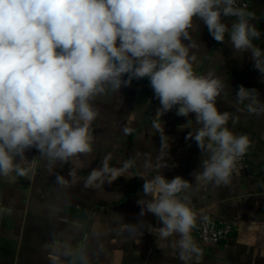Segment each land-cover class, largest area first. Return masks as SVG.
Listing matches in <instances>:
<instances>
[{
  "label": "clouds",
  "instance_id": "obj_1",
  "mask_svg": "<svg viewBox=\"0 0 264 264\" xmlns=\"http://www.w3.org/2000/svg\"><path fill=\"white\" fill-rule=\"evenodd\" d=\"M252 16L237 0H0V176L28 178L36 158L29 161L25 153L32 148L47 159L50 171L57 162L90 154L91 125L99 115L92 101L146 78L160 102L158 117L173 108L180 117L195 114L200 127L186 139L207 158L192 173L194 179L227 185L250 139L234 134L227 127L230 114L218 110L221 78L195 74L189 30L199 20L216 42L224 43L227 34L235 53H250L254 69L264 76V49L253 44L261 32ZM232 17L229 28L224 18ZM245 101L250 114L264 113L258 90L241 84L236 103ZM110 159L105 156L85 177L73 169L67 178L55 174V182L69 187L83 180L85 188H100L135 163L129 159L115 167ZM162 161L163 155L155 164L151 159L143 164L147 199L137 201L139 215L158 218L160 239L178 237L172 247L188 264L200 254L192 238L197 212L182 195L192 184L182 176L167 179ZM56 251L49 253L51 264H59Z\"/></svg>",
  "mask_w": 264,
  "mask_h": 264
},
{
  "label": "crops",
  "instance_id": "obj_2",
  "mask_svg": "<svg viewBox=\"0 0 264 264\" xmlns=\"http://www.w3.org/2000/svg\"><path fill=\"white\" fill-rule=\"evenodd\" d=\"M250 13L251 23L261 32L253 44L264 49V0H253ZM224 19L230 28L234 18ZM194 24L198 27L189 30L194 72H211L223 81L217 107L230 114L227 127L234 134L250 139L248 173H232L227 185L197 182L192 173L200 170L207 154L202 156L196 142L186 139L200 127L195 114L180 117L173 108L158 117L161 106L149 81L133 79L130 86L107 90L92 101L99 115L91 125L90 154L67 164L57 162L50 171L47 159L32 148L25 153L29 161L36 158L28 178L0 176V264H51L48 257L54 248L59 264H184L172 247L178 237L160 239L158 218L139 215L137 201L147 199L140 178L143 164L146 159L155 164L161 155L168 165L161 170L167 179L182 176L192 184L182 195L197 212L192 238L200 254L188 264H264V113L250 114L247 101L236 103L241 84L257 89L264 101V76L254 69L250 53H235L227 34L225 42L218 43L202 22ZM105 156H111L115 167L129 159L135 163L125 176L100 188H85L83 180L69 187L55 182V174L67 178L71 169L85 177ZM205 214L231 222L227 240L216 245L201 242L196 231Z\"/></svg>",
  "mask_w": 264,
  "mask_h": 264
},
{
  "label": "built area",
  "instance_id": "obj_3",
  "mask_svg": "<svg viewBox=\"0 0 264 264\" xmlns=\"http://www.w3.org/2000/svg\"><path fill=\"white\" fill-rule=\"evenodd\" d=\"M253 0H237V6L245 7L250 12ZM234 18V17H232ZM235 19V18H234ZM248 153L238 159L233 171L235 175L242 176L248 173ZM233 226L231 222L220 220L210 214H205L197 226V236L205 245H216L227 240L232 234Z\"/></svg>",
  "mask_w": 264,
  "mask_h": 264
}]
</instances>
